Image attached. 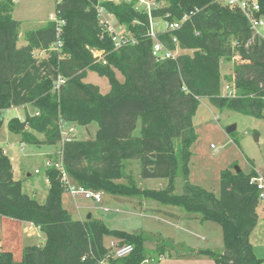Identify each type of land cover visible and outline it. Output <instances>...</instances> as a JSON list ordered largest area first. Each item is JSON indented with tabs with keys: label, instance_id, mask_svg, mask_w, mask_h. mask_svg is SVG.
Returning <instances> with one entry per match:
<instances>
[{
	"label": "trees",
	"instance_id": "16d2710c",
	"mask_svg": "<svg viewBox=\"0 0 264 264\" xmlns=\"http://www.w3.org/2000/svg\"><path fill=\"white\" fill-rule=\"evenodd\" d=\"M162 1L169 5L151 11L152 19H187L180 29L158 36L171 49L175 48L172 37H176L183 53L157 62L152 56L154 40L149 36L150 15L136 12L134 1H58L55 18L30 32L26 44L20 45L21 22L13 17L14 0H0V141L3 114L12 108L13 79L37 64L38 52H46L47 61L64 83L57 88L48 77L29 90L27 98L36 113L27 112L23 121L13 118L8 122V129L19 135L22 143L35 144L37 135H44L48 144H60L64 124L87 127L97 123L96 137L72 138L61 145L62 162L74 184L112 196H138L181 209L200 223L221 226L222 252L186 248L188 251L179 255L182 258L197 256L216 264H264L250 241L259 223L261 201L252 183L259 177L257 172L222 171L219 197L189 181L191 148L198 139L194 117L201 99H209L218 110L264 120V39L254 35L241 11L218 0ZM99 6L133 33L136 44L115 48L100 24ZM58 22H64L61 52L53 49ZM231 38L236 47L229 43ZM223 61L235 63L227 80L232 96L222 93V82L227 79L221 73ZM89 71L109 80L108 94L85 82ZM117 72L124 76L123 83ZM134 160L139 162L141 180L173 182L180 177L182 193L175 194L172 185L154 190L142 188L138 181L117 183L127 177L123 170ZM45 177L49 188L46 202L41 204L24 192L22 181L14 179L12 162L0 147V216L32 223L46 237L43 247H26L21 262H16L11 252L0 250V264H157L177 248L161 236L111 230L100 219L74 220L63 205L62 172L50 167ZM107 237L115 248L132 246V253L114 257L115 248L106 245ZM149 242L156 246L150 249Z\"/></svg>",
	"mask_w": 264,
	"mask_h": 264
},
{
	"label": "rangeland",
	"instance_id": "374dc122",
	"mask_svg": "<svg viewBox=\"0 0 264 264\" xmlns=\"http://www.w3.org/2000/svg\"><path fill=\"white\" fill-rule=\"evenodd\" d=\"M58 1L61 0H14L13 17L21 22L20 45L26 44V38L30 32L37 31L52 20L53 16L56 15ZM131 1H134L135 10L138 13L142 11L151 13L154 9H161L169 5V2L162 0H118V3ZM220 3L224 4L223 0ZM164 22L162 18L153 19L152 26L161 31L165 27ZM115 26L119 32L128 33V35L133 36V33L128 31L126 27L122 28L116 22ZM259 32L262 34L264 27H261ZM257 35L259 36V34ZM229 43L233 47L237 46V42L232 38ZM179 53L181 55L183 51L180 49ZM36 55L39 60L42 59L43 61H47L49 57V54L43 51L38 52ZM234 64L227 61H223L222 63L221 68L223 72H228L230 69L229 76H226L227 79H224L222 82L223 94L226 93V86L229 85L227 84V80L232 76ZM117 78L122 83L125 80L124 76L119 72H117ZM85 82L98 86L102 94H108L111 90L109 80L99 76L95 72L89 71ZM35 113L36 110L32 107L31 115ZM4 114L6 117L4 131L8 118L11 120L18 115L21 118L25 117V112L22 109L18 112L12 109L11 111H5ZM233 126H236V131L229 134L227 130ZM194 128L198 139L191 148L193 153L189 174L191 184L213 192L219 197L221 193L222 171H235L236 167H238L248 174L255 165L257 169L264 173V120L228 109L218 110L209 99L204 98L201 99V104L194 117ZM140 129L141 122L138 124L136 134H139ZM61 131L62 139L65 142H67V139L72 138L87 140L96 137L98 124L93 123L87 127L77 124L63 125ZM257 135L258 141L256 140ZM11 143H14V145L12 146ZM21 143V137L14 133L11 140L6 142L0 141L2 147L5 146L7 149L9 157L13 159L14 177L16 180L23 182L24 192L36 198L39 203L44 204L49 188L45 177V171L48 168L47 161L43 156L44 151L40 152L37 148L40 150H44L45 148L49 150L50 148L53 149L55 152L52 151L50 154V160L56 161L61 157V154H58V151L54 149H59L62 142L50 145L44 135H37L35 144L25 142L26 151H21ZM36 170H39L40 173L36 174ZM139 173V162L137 160L128 161L123 170V175L127 177H123L117 183L132 184L138 181V183L142 182V188H153L156 190L160 188L165 189L172 185L175 188V194L182 193V181L180 177H177L173 182L154 179L141 180ZM134 197V200L130 202L131 207L137 208L134 210V214L126 213L129 207L128 202L124 200L125 198L117 197L118 200H114L106 193L103 196L102 203L82 199L83 201L79 200L75 204H71L70 210H72L74 220L86 221L91 215L94 219L102 220L111 230L146 233L153 238L161 236L165 239H170L177 248L171 250L170 254H166L157 264H216L212 260L202 257L182 258L179 255L186 253L188 251L186 248L197 251L211 249L222 252L224 240L221 226L216 223L204 225L198 223L196 226H182L180 225V221H178V217L165 215V213L173 215V207L155 204L156 202L154 201H148L145 198L141 199L138 196ZM140 213H143V215L140 216ZM259 215L263 216V218L260 219L258 225L253 230L250 241L256 256L264 260V214L259 213ZM29 241L33 242L30 239ZM35 241L33 243H36ZM111 241L107 237L106 245L111 247V243H113ZM147 246L153 249L156 243L149 242ZM150 264H154V262L152 261Z\"/></svg>",
	"mask_w": 264,
	"mask_h": 264
},
{
	"label": "crops",
	"instance_id": "0c3cea01",
	"mask_svg": "<svg viewBox=\"0 0 264 264\" xmlns=\"http://www.w3.org/2000/svg\"><path fill=\"white\" fill-rule=\"evenodd\" d=\"M258 1L262 5V9H263V13H264V0H258ZM54 18H55V16H53L52 20ZM261 37L264 39V32L261 34ZM221 66H222V64H221ZM229 72H230V69L228 70V72L227 71L223 72V70L221 68V73H222L223 77L229 76ZM48 77L52 78L56 84L61 80L59 73L52 68L51 64L48 61H43L41 59L37 62V64L32 66L26 74L14 78L12 81V91H13L12 108L8 111H11L12 109H15L16 112H18L20 109L24 110V112H25L24 118H21L19 115L16 116V118L23 121L26 118L27 112L29 114H31V109H32V107L30 106V103L28 101V98H27V94H28L29 90L36 83H38L39 81L43 80L44 78H48ZM227 93L228 92H227V88H226V93L224 95H227ZM200 104H201V101H200ZM3 118L5 121L6 120L5 114H3ZM9 120L10 119L8 118L5 131H3V133H2L1 141H3V142H6V141L12 139L13 133L8 129ZM67 125H69V124H66L65 126H67ZM11 145L13 146L14 143H11ZM0 147H2L1 144H0ZM2 148L5 152V154L9 157V153H8L7 149L5 148V146ZM59 149H61V146ZM59 149L55 148L54 150L60 152ZM37 150L40 152L44 151L43 156L45 157L47 162L50 161V157H51L50 154L52 153L53 149L50 148V150H49V149L45 148L44 150H40L37 148ZM53 152H55V151H53ZM10 160H11L12 166H13V159L10 158ZM252 169L255 170L259 176L264 177V173L261 170L257 169L255 165L252 167ZM13 170H14V174H15V169L13 168ZM14 179H15V177H14ZM138 184L140 186H142V182H139ZM151 189H153V188H151ZM154 190H156V189H154ZM65 196H66V198H65ZM110 196L114 200H118V198H122L120 196H112V195H110ZM123 198H125L124 200L128 202V207H129L128 209L129 210L126 213L127 214H134L133 212L137 208H133L130 206V202H131V200H134V198H129V197H123ZM79 200L83 201L84 199L82 200V198L81 199L74 198V197H72L66 193L63 197L64 208H66L70 212V214L72 215V210H70V208H71L70 205L73 203L75 204ZM119 200H121V199H119ZM155 204H157V203H155ZM172 211H174L173 215L168 214V213H165V215L178 217V221H180V225H182V226H184V225L185 226H190V225L196 226V224L200 223L198 220L190 218L189 216H187L186 213H184V211H182V210L173 208ZM78 213H79V211H78ZM259 213H262V215L264 214V201H261V203H260V206L258 209V215H259ZM140 214H141L140 216L143 215V213H140ZM262 218H263V216L261 217V215H259V221ZM207 223H213V222H205V223H200V224L204 225ZM29 239L33 240V242L35 241V239H37V241H35L36 243H33V242L29 241ZM45 243H46L45 235L40 231V229L38 227H36L32 223L17 221V220H13V219H10L7 217H1L0 216V250L11 252L13 254L14 260L16 262H20V260L22 261L23 251L26 247H34V246L43 247L45 245Z\"/></svg>",
	"mask_w": 264,
	"mask_h": 264
},
{
	"label": "built area",
	"instance_id": "2783aa9c",
	"mask_svg": "<svg viewBox=\"0 0 264 264\" xmlns=\"http://www.w3.org/2000/svg\"><path fill=\"white\" fill-rule=\"evenodd\" d=\"M111 1H113L114 3H118V0H111ZM218 1L220 3L221 0ZM223 2H224L223 5L229 7L232 10L241 11V13L246 17V19L250 23L251 30L253 31L254 35L258 36L257 34H259V36L261 37V33L259 32V29L261 27H264V17L257 16L258 14H263L262 5L258 0H223ZM97 11H98L100 24L104 27L105 31L111 36L116 49H120L129 44L132 45L136 44V39L134 36L128 35V33L126 34L124 32H119L117 30L115 26V22L117 23L118 26L122 28L124 26L120 25L115 19V17L112 14H110L104 7L99 6L97 8ZM148 14L150 15V21H151L149 36L151 39L154 40L152 56L156 59L157 62H162L169 59H176L180 55L179 53L180 47H179L178 39L176 37H172V43L175 45V48L171 49L168 46L161 43L158 40V36L160 34L171 33L173 31L180 29L182 23L187 19V17H185L180 22L165 21L164 29L158 31L157 29H155V27L152 26L153 19L151 17V13ZM113 19H114V25H113ZM62 25H64V22H58V41L56 42L55 45H53V49L59 52H61L62 49V41H61ZM63 83L64 81L61 78V80L56 84L57 88H59V86ZM226 88H227L228 96H232L233 93L231 87L227 85ZM65 125L66 124H64V126ZM70 141L71 139H67V142L63 140L62 145ZM21 151H26V143H21ZM62 153L63 151L62 149H60V152H58V154H61L62 156ZM50 167H55L56 169L62 172V181L65 185V191L67 194H69L74 198H82L84 200H90L96 203H102L104 193L87 190L81 186L74 184L69 179L62 162V157H59L56 161H52V160L48 161L47 168ZM39 173L40 171L36 170V174ZM252 183H255L259 190L260 201H264V177L259 176L258 178H254L252 179ZM111 247L115 248V244L111 243ZM132 251H133V247L127 245L121 248H115L114 257L122 258L132 253ZM101 264H109V263L102 262ZM144 264H150V261H145Z\"/></svg>",
	"mask_w": 264,
	"mask_h": 264
},
{
	"label": "water",
	"instance_id": "95a60500",
	"mask_svg": "<svg viewBox=\"0 0 264 264\" xmlns=\"http://www.w3.org/2000/svg\"><path fill=\"white\" fill-rule=\"evenodd\" d=\"M235 131H236V126L230 127V128L227 130V132H228L229 134H231V133H233V132H235ZM256 140L258 141V135L256 136ZM235 171H236V173H240V172H242V170H241L240 168H238V167H236ZM91 218H92V216L90 215L89 218H88V220H90Z\"/></svg>",
	"mask_w": 264,
	"mask_h": 264
}]
</instances>
